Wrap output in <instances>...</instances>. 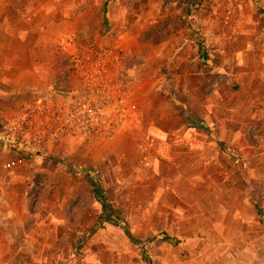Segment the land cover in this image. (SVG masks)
Listing matches in <instances>:
<instances>
[{
    "label": "rangeland",
    "instance_id": "374dc122",
    "mask_svg": "<svg viewBox=\"0 0 264 264\" xmlns=\"http://www.w3.org/2000/svg\"><path fill=\"white\" fill-rule=\"evenodd\" d=\"M30 1L43 4V9L55 19H75V27L64 37L75 29L84 33L85 27L90 31L84 33L86 37H95L101 44L129 55L133 91L143 118L109 139L44 146L10 171L2 163L27 152L20 145L23 137H19L18 151L0 148V208L11 209L13 214L11 218L0 215V224L11 240H3L5 247L0 246V264H146L139 246L119 227L108 222L97 226L101 205L85 177L88 170L95 173L106 200L124 218L133 238L142 240L165 231L180 240L178 244L164 240L148 243L151 264H264L262 183H235L234 192L232 183L231 190H225L226 185L218 183V178L207 183L201 168L193 166L191 154L183 149L167 152L175 158V164L181 160L180 166L159 160V151L151 144V122L156 117L152 100L161 97L162 108H167L164 99H174L176 91L168 62L157 60L156 49L139 41L145 29L166 15L175 14L184 15L186 22L173 29L170 37L181 33L184 39L202 44L204 53L210 51L214 61H222L220 70L225 68L232 73L233 54L241 51L242 74L237 80L243 85L240 110L249 113L253 104L244 85L253 80V30L264 28V0H203L188 16L181 0ZM103 12L108 15L107 22L93 30ZM59 48H54L57 54L61 53ZM200 74L195 71L184 77L177 75L176 81ZM230 76L227 74L228 79H235ZM72 77L73 74L70 88ZM5 105L1 103L0 107ZM228 147L231 155L235 153L232 146ZM202 195H251L253 209H258L260 217L253 214L250 224L225 230L227 217L216 210L209 212ZM223 202L218 200L211 208H219ZM229 205L230 202L227 206L232 207ZM251 206L237 208L249 215ZM225 240L230 245L243 241L240 258H226ZM235 249L230 250L231 255H237Z\"/></svg>",
    "mask_w": 264,
    "mask_h": 264
},
{
    "label": "crops",
    "instance_id": "0c3cea01",
    "mask_svg": "<svg viewBox=\"0 0 264 264\" xmlns=\"http://www.w3.org/2000/svg\"><path fill=\"white\" fill-rule=\"evenodd\" d=\"M37 9H36V8ZM45 6L37 2L23 0H0V117L6 116L15 103L31 95L52 92L56 75V46H60L64 34L75 24V19H55L44 10ZM40 9V10H39ZM95 24L93 30H99L103 24ZM257 18V17H256ZM254 19V17H253ZM254 23V21H253ZM84 28V33H90ZM264 28L253 30V80L247 85L249 101L253 110L241 112L240 92L243 85L238 82L241 71V51L235 52L233 72L222 71V61H214V55L207 52L209 60L203 61L194 39L186 40L181 33H175L157 46V60L167 61L170 76L173 79L176 95L174 99H164L167 108H162V98L152 100L156 117L151 122L154 146L159 151V160H169L170 165L180 166V161L168 156V151L178 153L180 149L191 154L193 166L201 168L203 181L225 184V190H235L234 184L246 182L264 185ZM60 52L66 53L64 48ZM237 55V57H236ZM237 67V68H235ZM237 69V73H235ZM200 72L197 78L176 81L182 75ZM217 72V73H214ZM227 74L233 75L230 79ZM178 75V76H177ZM199 78V79H198ZM171 79V80H172ZM161 80V79H160ZM161 82V81H159ZM193 82V84H191ZM238 84V85H237ZM246 91V92H247ZM170 102V103H169ZM247 102V101H246ZM14 104V105H13ZM143 118V115H142ZM200 119L209 128L204 131L187 125L190 119ZM142 121V120H141ZM228 146L235 153L231 155ZM1 148V147H0ZM157 160V159H156ZM239 188L237 191L239 192ZM207 200V209L219 211L227 217L225 230L250 224L254 216L259 218L250 195H202ZM180 199V197H178ZM224 201L219 208H211L216 201ZM230 202L232 207H228ZM249 204L252 212L245 215L239 205ZM229 205V206H230ZM245 207V206H243ZM12 217V210L0 208V215ZM249 217V218H248ZM1 223V222H0ZM5 227L0 224V246L3 240L11 242ZM7 239V240H6ZM242 240L230 245L224 241L226 258L241 257L244 248ZM236 248L237 255L230 250ZM235 249V250H236ZM1 260V257H0Z\"/></svg>",
    "mask_w": 264,
    "mask_h": 264
},
{
    "label": "built area",
    "instance_id": "2783aa9c",
    "mask_svg": "<svg viewBox=\"0 0 264 264\" xmlns=\"http://www.w3.org/2000/svg\"><path fill=\"white\" fill-rule=\"evenodd\" d=\"M60 47L74 65L70 90L31 95L0 117L2 151H18L19 137L27 150L2 163L7 171L44 146L109 139L142 120L133 91L131 59L124 50L101 44L79 29L68 33Z\"/></svg>",
    "mask_w": 264,
    "mask_h": 264
},
{
    "label": "trees",
    "instance_id": "16d2710c",
    "mask_svg": "<svg viewBox=\"0 0 264 264\" xmlns=\"http://www.w3.org/2000/svg\"><path fill=\"white\" fill-rule=\"evenodd\" d=\"M185 5V15H190L193 11L197 10L198 7L201 5L203 0H181ZM107 18L106 16L103 17L102 23H106ZM186 19L184 15H175V14H169L163 17L160 21H158L155 25L145 29L141 36L139 37V41L142 44L150 45V46H157L160 43L166 41L170 34L172 33V30L176 27H181L185 24ZM198 52L203 61L209 60L208 56L204 51L202 50V44H198ZM56 75L55 80L53 82L52 88L55 92L64 94L66 93L70 86H69V80L73 74L74 65L72 62V59L66 54V53H58L56 56ZM190 122L187 123L189 126L201 129L204 131H209L208 126L200 119L192 118L189 120ZM95 173L93 171H86L85 177L89 181V183L93 186L94 192H95V198L101 205V213L99 214V221L97 222V226H100L103 222H108L110 224H113L117 227H119L123 233L129 237L131 240H133L141 249V253L144 258H146V264H151L150 260L147 257V250L146 245L150 242H153L155 240H164L167 242H172L173 244H178L180 242L179 239L169 236L165 231H161L156 233L155 235L146 238V239H135L130 234L128 226L124 218H122L120 215H118L110 203L106 200L102 189L100 188V185L98 181L95 179ZM260 217V213L258 212V209H255ZM260 222H262L261 219H258ZM96 226V227H97ZM96 227L94 229H96Z\"/></svg>",
    "mask_w": 264,
    "mask_h": 264
}]
</instances>
